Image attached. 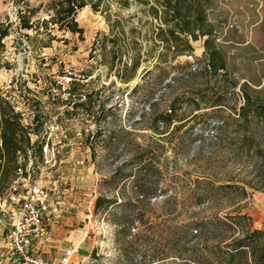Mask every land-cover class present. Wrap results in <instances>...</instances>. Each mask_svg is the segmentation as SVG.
Masks as SVG:
<instances>
[{
    "label": "rangeland",
    "instance_id": "obj_1",
    "mask_svg": "<svg viewBox=\"0 0 264 264\" xmlns=\"http://www.w3.org/2000/svg\"><path fill=\"white\" fill-rule=\"evenodd\" d=\"M55 1L0 0V28L8 32L0 88L39 126L32 141L61 140L62 162L44 170L41 182L78 192L91 248L79 264H184L172 249L182 225L237 207L264 229V189L251 187V161L233 149L243 94L264 100V0H208L206 20L226 68L178 80L180 65L201 63L206 36L189 38L191 51L159 59L164 43L153 36L166 25L153 15L156 0H86L74 15L81 33L49 22ZM27 19L32 27L23 28ZM67 70L76 78L71 90L85 94L71 107L56 90ZM170 109L168 123H155ZM33 161L37 179L43 166ZM204 182L244 185L247 195L198 202ZM28 185L19 178L0 192L1 243ZM98 197L114 203L95 209ZM139 209L146 231L130 245L120 222Z\"/></svg>",
    "mask_w": 264,
    "mask_h": 264
},
{
    "label": "trees",
    "instance_id": "obj_2",
    "mask_svg": "<svg viewBox=\"0 0 264 264\" xmlns=\"http://www.w3.org/2000/svg\"><path fill=\"white\" fill-rule=\"evenodd\" d=\"M208 0H156L157 6L152 7L153 15L158 17L166 26L156 27L153 38L164 43V51L158 53V58L172 53V56L191 51L189 38L204 37L203 58L194 68L190 64L180 65L175 80L190 78L207 71L216 72L225 70V58L221 50L215 45L212 38V28L207 23L205 4ZM86 0H57L52 3L49 22L57 24L59 28H67L72 32H82L75 20L78 8L86 4ZM93 7L97 4L92 3ZM96 9V8H94ZM160 12V13H159ZM23 28H30L32 24L27 19ZM7 29L0 28V49L4 46L2 39L7 35ZM136 61L131 68H135ZM151 71V70H148ZM164 73H161L160 78ZM120 79L123 74H119ZM243 103L233 118L237 125V141L233 143L235 153H243L249 158L252 165V180L250 185L255 189H264V100L252 99L245 92ZM203 102L209 106L220 105V98ZM170 111L164 112L155 118V123H168ZM158 119V120H157ZM221 124L218 125V127ZM156 129V128H154ZM39 131V126L24 125L22 114L15 109L14 104L5 96L0 88V192L6 189L17 178L18 167H24L28 161V151L32 159L42 161L39 140L32 141L31 133ZM21 156L22 161H19ZM149 164V163H148ZM34 165V161H33ZM141 167L139 171L144 169ZM194 198L199 202L204 197L213 201L216 197L224 200L231 195L246 196L244 185L224 183L218 186L211 182H204L196 188ZM140 192V191H139ZM143 193H145L143 191ZM114 203L109 199L98 197L94 207L98 209ZM119 223V222H118ZM135 223L137 225L135 226ZM125 235L130 236L127 243L139 245V240L146 229L143 214L138 212L120 222ZM137 227V228H135ZM176 242H173L174 256H179L184 264H264V229L254 228L250 217L237 207L222 214L215 213L207 219L191 218L183 225ZM134 229L135 232H131ZM136 229V230H135ZM144 230V231H143ZM175 241V240H174ZM141 260L134 263L140 264Z\"/></svg>",
    "mask_w": 264,
    "mask_h": 264
},
{
    "label": "built area",
    "instance_id": "obj_3",
    "mask_svg": "<svg viewBox=\"0 0 264 264\" xmlns=\"http://www.w3.org/2000/svg\"><path fill=\"white\" fill-rule=\"evenodd\" d=\"M75 74L71 70L64 72L56 81V90L63 101L71 107L81 98H85V94H75L71 87L75 81ZM78 98V100L76 99ZM22 114V122L24 125L31 126L25 118L22 109L15 106ZM54 125H50V130L54 129ZM37 137V136H36ZM40 153L42 156L43 168L39 170L37 179H33L34 165L30 151H28V161L24 167L17 169V181L19 178L27 180L29 185L25 195L15 206L12 220L6 229V241L9 246V258L4 264H50L49 261L33 252L32 244L35 238L41 237L46 229L45 212L50 199V188L41 182L44 170H49L57 164L58 159V143L50 136L41 138ZM19 161H22L21 156ZM70 251H67V255ZM65 260V258L63 259Z\"/></svg>",
    "mask_w": 264,
    "mask_h": 264
},
{
    "label": "crops",
    "instance_id": "obj_4",
    "mask_svg": "<svg viewBox=\"0 0 264 264\" xmlns=\"http://www.w3.org/2000/svg\"><path fill=\"white\" fill-rule=\"evenodd\" d=\"M17 107L22 109L20 106ZM57 141L61 142L60 139ZM60 147L61 145H58L59 163L62 162L61 155L64 156L63 152H60ZM60 168L61 164L54 171ZM14 182L17 181L14 180ZM49 188L50 199L45 212L47 225L41 237L33 240V252L46 258L50 264H79L82 258L91 253L90 244L86 241L85 225L81 223L84 221V216L80 197L78 192H72L69 188L58 185ZM80 224L82 226H79ZM1 241L0 264H4L9 258L10 250L4 235ZM67 251H70L68 255Z\"/></svg>",
    "mask_w": 264,
    "mask_h": 264
}]
</instances>
